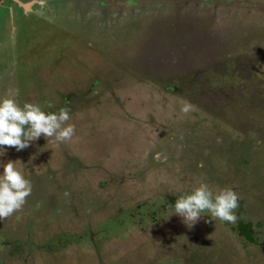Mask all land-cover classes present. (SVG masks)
<instances>
[{
  "label": "rangeland",
  "instance_id": "rangeland-1",
  "mask_svg": "<svg viewBox=\"0 0 264 264\" xmlns=\"http://www.w3.org/2000/svg\"><path fill=\"white\" fill-rule=\"evenodd\" d=\"M18 1L0 98L67 106L75 134L4 146L32 192L0 220V264H264V0ZM200 183L237 192L253 241L173 213Z\"/></svg>",
  "mask_w": 264,
  "mask_h": 264
},
{
  "label": "clouds",
  "instance_id": "clouds-1",
  "mask_svg": "<svg viewBox=\"0 0 264 264\" xmlns=\"http://www.w3.org/2000/svg\"><path fill=\"white\" fill-rule=\"evenodd\" d=\"M192 110V105L188 102L181 107V112L185 115ZM69 120L67 106L60 108L58 112H45L38 104L25 102L21 106L14 97L0 98V156L6 152L4 146L21 151L41 135L47 143L70 141L75 134V126L68 123ZM17 162L22 164L19 160L0 162L3 167V172L0 173V220L21 210L32 192V184L25 178L23 169L17 167ZM239 201L240 197L232 188L214 192L206 183H200L190 194H182L177 198L173 213L189 229L204 213L234 224L238 220Z\"/></svg>",
  "mask_w": 264,
  "mask_h": 264
},
{
  "label": "trees",
  "instance_id": "trees-1",
  "mask_svg": "<svg viewBox=\"0 0 264 264\" xmlns=\"http://www.w3.org/2000/svg\"><path fill=\"white\" fill-rule=\"evenodd\" d=\"M236 233L243 237V239H250L253 241V227L251 225V221L249 220H237L235 224Z\"/></svg>",
  "mask_w": 264,
  "mask_h": 264
},
{
  "label": "flooded vegetation",
  "instance_id": "flooded-vegetation-1",
  "mask_svg": "<svg viewBox=\"0 0 264 264\" xmlns=\"http://www.w3.org/2000/svg\"><path fill=\"white\" fill-rule=\"evenodd\" d=\"M10 1H14V0H10ZM16 2V1H15ZM17 3V2H16ZM259 244V243H258ZM262 246H264V244H262Z\"/></svg>",
  "mask_w": 264,
  "mask_h": 264
},
{
  "label": "water",
  "instance_id": "water-1",
  "mask_svg": "<svg viewBox=\"0 0 264 264\" xmlns=\"http://www.w3.org/2000/svg\"><path fill=\"white\" fill-rule=\"evenodd\" d=\"M2 0H0V2H1ZM15 1H17V2H19L18 0H15ZM26 6V5H25Z\"/></svg>",
  "mask_w": 264,
  "mask_h": 264
}]
</instances>
